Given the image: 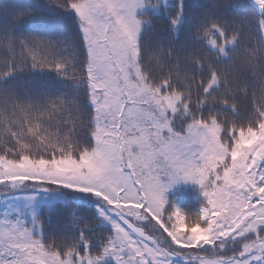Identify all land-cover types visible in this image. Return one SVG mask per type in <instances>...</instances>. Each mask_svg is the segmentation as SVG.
<instances>
[{
	"label": "snow or ice",
	"instance_id": "6c2138e0",
	"mask_svg": "<svg viewBox=\"0 0 264 264\" xmlns=\"http://www.w3.org/2000/svg\"><path fill=\"white\" fill-rule=\"evenodd\" d=\"M38 71L75 94L19 85ZM0 264H264V0L0 4Z\"/></svg>",
	"mask_w": 264,
	"mask_h": 264
},
{
	"label": "trees",
	"instance_id": "16d2710c",
	"mask_svg": "<svg viewBox=\"0 0 264 264\" xmlns=\"http://www.w3.org/2000/svg\"><path fill=\"white\" fill-rule=\"evenodd\" d=\"M216 0H186L191 8H203L205 5H212ZM235 2V1H234ZM248 1H244L247 3ZM3 3H15L22 7H36L43 6L46 3V0H0V4ZM240 3V2H235ZM243 3V0H241ZM45 15L43 17V23L48 26L49 31H54L55 29L61 26H67L71 28V21L64 19L62 17H57L55 13L49 12L47 9H44ZM37 22H40V18H37ZM156 31H160V25L157 24ZM146 41L154 40L155 37L150 33L146 36ZM20 79L18 81L19 85L25 88L33 89H44L47 88L56 93H67L69 95H74L70 84V81H64L61 78H58L54 73L48 71H38V72H25L21 73ZM82 96L83 94L80 93ZM192 190L185 188L174 189L169 195V211H175L180 209L187 216V223H191V215L199 214L204 203L200 200L194 198ZM75 209L78 215L80 216H91V209L83 206H54L51 209H47L46 212L51 217V223L48 227V231L53 235L55 233H61L64 229V226L69 222L71 213Z\"/></svg>",
	"mask_w": 264,
	"mask_h": 264
},
{
	"label": "rangeland",
	"instance_id": "374dc122",
	"mask_svg": "<svg viewBox=\"0 0 264 264\" xmlns=\"http://www.w3.org/2000/svg\"><path fill=\"white\" fill-rule=\"evenodd\" d=\"M235 2H240L238 4H241V0H234ZM244 1L246 0H243V3ZM248 1V0H247ZM165 182H167L166 178H165ZM178 188H185V189H190L192 190V193H195L194 194V198L197 199V200H200L202 201L203 203H205V198L202 194V189L199 187V185L193 183V182H190V181H184V180H179L177 181L175 184H173L169 190L165 193V198L167 199V201L169 200V195L170 193L174 190V189H178ZM169 203V201H168ZM167 203L166 207L167 209L169 210L170 209V205ZM191 223L193 222V220L195 219V215H191ZM60 233H55L54 236H58Z\"/></svg>",
	"mask_w": 264,
	"mask_h": 264
}]
</instances>
